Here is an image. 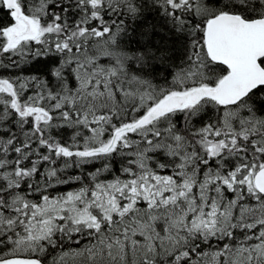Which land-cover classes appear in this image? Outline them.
I'll use <instances>...</instances> for the list:
<instances>
[{
    "label": "snow or ice",
    "instance_id": "1",
    "mask_svg": "<svg viewBox=\"0 0 264 264\" xmlns=\"http://www.w3.org/2000/svg\"><path fill=\"white\" fill-rule=\"evenodd\" d=\"M0 264H264V0H0Z\"/></svg>",
    "mask_w": 264,
    "mask_h": 264
}]
</instances>
